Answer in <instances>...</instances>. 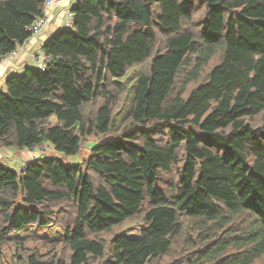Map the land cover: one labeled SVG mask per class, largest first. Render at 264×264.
<instances>
[{
    "label": "trees",
    "instance_id": "obj_1",
    "mask_svg": "<svg viewBox=\"0 0 264 264\" xmlns=\"http://www.w3.org/2000/svg\"><path fill=\"white\" fill-rule=\"evenodd\" d=\"M44 10L0 0V60ZM71 13L44 71L0 91V148L68 158L117 138L80 164L0 162V264H264V0H76Z\"/></svg>",
    "mask_w": 264,
    "mask_h": 264
},
{
    "label": "crops",
    "instance_id": "obj_2",
    "mask_svg": "<svg viewBox=\"0 0 264 264\" xmlns=\"http://www.w3.org/2000/svg\"><path fill=\"white\" fill-rule=\"evenodd\" d=\"M57 1L59 2L58 6L46 10L47 23L43 32L37 37L31 36L23 45L18 46L14 56L5 61L0 60V91H5V82L8 77L23 74L28 68L30 69L35 65L32 57L41 52V48L51 36L61 29L68 28L65 25V9L69 4V0ZM36 68L38 69L37 66ZM48 147L50 146L48 145ZM43 156L44 153L35 149L12 150L0 148V162L9 163L13 169H17L24 161L29 159H44Z\"/></svg>",
    "mask_w": 264,
    "mask_h": 264
},
{
    "label": "rangeland",
    "instance_id": "obj_3",
    "mask_svg": "<svg viewBox=\"0 0 264 264\" xmlns=\"http://www.w3.org/2000/svg\"><path fill=\"white\" fill-rule=\"evenodd\" d=\"M144 68H145L144 65H140V66L136 67V70L142 71ZM137 74L138 73H136L134 75V77H131V74L129 73L127 75V77L125 78V81L127 82L126 85L129 89V91H128L127 100H126V102L123 103V105L125 104V107L122 110H120L121 111L120 116L122 115L123 112H126L127 108L130 109V107L133 103L134 85L136 82V81L134 82V80H135L134 78ZM128 77L131 78V80H128ZM118 125H119V120L117 118V120L114 122V124L112 126L113 130H115V129L117 130ZM116 138H117V136L114 133H110L108 135H104V136H100V137H91L83 143L82 149L77 156H75V157L72 156V157H68V158H64L61 154L54 152V150H52V148L48 147L47 151L43 152L44 153L43 157L44 158L54 157L57 159H61L67 165L80 164V163H82L83 159H85L89 155L90 149L93 148L97 143L113 141ZM124 233H126L128 237H132V238H136L139 236L138 230H136L135 228L134 229H126V231ZM53 237L56 238V237H58V235L54 234Z\"/></svg>",
    "mask_w": 264,
    "mask_h": 264
},
{
    "label": "built area",
    "instance_id": "obj_4",
    "mask_svg": "<svg viewBox=\"0 0 264 264\" xmlns=\"http://www.w3.org/2000/svg\"><path fill=\"white\" fill-rule=\"evenodd\" d=\"M69 4L65 9V25L69 28L72 23H73V15L71 13V6L76 2V0H69L68 1ZM59 5V2L57 0H44V13L42 14L41 17L37 18L28 28V31L30 32L32 37H37L39 36L45 27V24L47 23V17L46 15V10L50 9L51 7H56ZM16 54V52H12L11 54H8L6 56H3L1 58V60H7L9 57L14 56ZM33 63L38 67V69L36 68L35 65H33L32 68H30L33 71H44L45 69V64H46V59L43 55V52H39L36 53L33 57ZM33 149H35L38 152H45L48 149V145L47 144H43V145H38L33 147ZM37 159V158H36ZM35 158L33 159H29L27 161H24L17 169V171L22 172L26 169V167L31 164L34 160H36ZM7 167H11L13 168L9 163L5 164Z\"/></svg>",
    "mask_w": 264,
    "mask_h": 264
}]
</instances>
